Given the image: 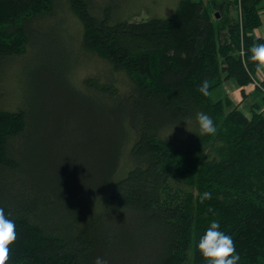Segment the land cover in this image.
<instances>
[{
	"label": "trees",
	"instance_id": "1",
	"mask_svg": "<svg viewBox=\"0 0 264 264\" xmlns=\"http://www.w3.org/2000/svg\"><path fill=\"white\" fill-rule=\"evenodd\" d=\"M94 1L0 0V208L17 232L8 264H207L198 243L213 221L238 264H264V109L254 103L249 116L230 97L198 90L205 79L210 93L235 80L245 97L254 83L264 103L249 51L264 43L254 34L264 0H180L174 16L143 21L119 18L111 5L100 13ZM65 4L85 54L76 50L117 75L84 77L75 89L62 52L61 63L52 50L37 55L46 97L62 88L69 96L68 115L35 121L19 102L6 106L4 70L35 56L40 23L66 15ZM199 112L215 135L200 134ZM74 119L79 138L66 141ZM32 122L50 127L46 145L22 151ZM205 192L211 199L201 202Z\"/></svg>",
	"mask_w": 264,
	"mask_h": 264
},
{
	"label": "rangeland",
	"instance_id": "2",
	"mask_svg": "<svg viewBox=\"0 0 264 264\" xmlns=\"http://www.w3.org/2000/svg\"><path fill=\"white\" fill-rule=\"evenodd\" d=\"M179 2L180 0H97L94 1V4L96 7L101 8L100 13L107 6L111 5L115 7V13L119 16V18L121 16L127 15L132 20L143 21L149 17L169 18L174 16ZM262 5L263 9L261 12L263 24L254 32L255 35L258 36H264L261 35V32L264 33V2ZM65 6L66 7L64 10H66V15L59 11L54 20L47 21L44 23V26L42 23H40L42 25L41 31L45 36L43 37L42 45L37 48L36 54L34 53L35 56H32L31 58H28L24 61L16 60L4 70L6 75H10L9 81L6 80L7 101L5 102L7 104L19 102L21 107H24L29 111L33 110L35 112L33 118L35 121H38L37 119L43 112L45 114L43 113L42 116L45 119L50 120L54 119L53 117L55 116L56 118L60 116L54 112L64 114L66 106L63 104L67 102L69 96V93H64L62 88V90H60L51 98L46 97V92L43 91V84L46 82V74L42 69L41 71L36 70L38 67L36 59L37 55L42 56L48 50H52L55 55H59V53L62 52L64 57L66 56L67 58V65L64 63V76L68 80L69 85L75 89L79 88L80 90H83L84 77L100 76L102 78H106V76H111L114 73L117 75V72L113 71L111 65L106 61L96 56H92L89 60H86L87 58L82 56L85 54V52L80 48V42L77 37L79 34V24H77V17L72 11H70L67 4H65ZM68 21L71 22L69 23ZM70 24H72L73 27L75 26L74 29H78V31L71 29ZM76 48L79 49L82 55L76 50ZM59 57L61 63L62 54L59 55ZM33 72L35 77V87L31 83ZM259 76L263 77L264 74H259ZM128 80L129 79H127L125 76L120 77L119 80H117V86H119V84L125 85ZM236 85L237 83L235 80L225 82L211 93L210 96L212 100L217 101L223 97H230L234 104L241 105L240 108H242V110L249 116L252 113L250 108L254 103H258L260 106H262V109H264V103L262 101L261 94L262 91H257L254 93V95H252V99L246 100L245 97H248L249 95L243 97L241 88ZM250 85L254 84L252 83ZM255 87L254 91L257 90L256 85ZM86 93L89 92L86 91ZM52 101L56 102V104H53ZM10 104L6 106H9ZM46 106L48 107L47 112L45 111ZM73 112L76 116L80 117V115L84 113V107L76 105V107L73 108ZM65 114L68 115L67 112ZM46 115H49L50 117L47 116L46 118ZM66 120H68L67 117ZM30 125L31 127L28 129L29 133L20 139V150L22 151L26 148L28 150L35 144L34 142H42L46 145L45 140L48 139V129L50 128L48 125H40L39 129L37 124L33 122ZM32 125H35L37 128V135L35 134L36 129L35 127L33 129ZM65 125H67V135L65 136L66 141L74 140L77 137L79 138V133L82 127H80L78 119H74L68 124L65 122ZM30 130L33 131L30 133ZM69 131H74L77 136L74 134L71 135ZM32 143L34 144L32 145ZM189 257L190 260H193V255L191 253H189Z\"/></svg>",
	"mask_w": 264,
	"mask_h": 264
},
{
	"label": "clouds",
	"instance_id": "3",
	"mask_svg": "<svg viewBox=\"0 0 264 264\" xmlns=\"http://www.w3.org/2000/svg\"><path fill=\"white\" fill-rule=\"evenodd\" d=\"M250 60L256 66L258 74H264V43L253 44L249 49ZM209 82L205 79L199 87V91L205 97L211 95L209 92ZM201 135H215L216 127L210 116L203 112L197 113ZM211 199V193L205 192L201 197V202ZM211 211V209H209ZM17 240L16 225L13 220L5 215L3 208H0V264H8L11 259V248ZM198 249L207 264H238L239 254L236 252L235 244L229 235L220 230V224L213 221L200 238ZM95 264H108V261L97 257Z\"/></svg>",
	"mask_w": 264,
	"mask_h": 264
},
{
	"label": "crops",
	"instance_id": "4",
	"mask_svg": "<svg viewBox=\"0 0 264 264\" xmlns=\"http://www.w3.org/2000/svg\"><path fill=\"white\" fill-rule=\"evenodd\" d=\"M258 29V28H257ZM256 31V29L254 30V32ZM255 34V33H254ZM261 35H264V33L263 32H261ZM256 36H258V35H256ZM259 37H264V36H259ZM263 78H264V76H263ZM229 82V81H228ZM254 84V83H253ZM230 86H234V85H230ZM237 86V85H236ZM251 86V87H250ZM254 87H255V84L254 85H248V86H246L245 87V93H246V95H249L248 97H246L245 99L246 100H250V99H252V95H254V93H256L258 90H256V91H254ZM256 88V87H255ZM238 91H240V90H238ZM241 93V92H240ZM234 94H235V92H234ZM253 103V102H252ZM238 107L240 108L241 107V105H238ZM242 109V108H241Z\"/></svg>",
	"mask_w": 264,
	"mask_h": 264
}]
</instances>
